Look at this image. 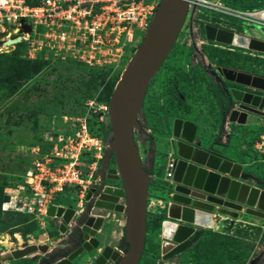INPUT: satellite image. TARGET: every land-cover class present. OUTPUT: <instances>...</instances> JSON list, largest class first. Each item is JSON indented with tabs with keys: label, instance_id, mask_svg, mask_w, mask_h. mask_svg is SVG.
<instances>
[{
	"label": "water",
	"instance_id": "1",
	"mask_svg": "<svg viewBox=\"0 0 264 264\" xmlns=\"http://www.w3.org/2000/svg\"><path fill=\"white\" fill-rule=\"evenodd\" d=\"M189 10V0H160L139 45L128 59L109 97L106 124L110 135L96 175L84 196V206L50 204L46 215L58 220L57 230L64 236L53 247L45 243L23 241L8 258L29 257L36 264H138L145 248L149 185L155 176L152 162L144 166L135 136L141 125L138 117L153 76L173 48ZM14 28H8L10 35ZM264 34V29H259ZM19 32L29 33L22 23ZM202 35L219 43L264 52V40L217 29L200 27ZM5 45L20 41L0 33ZM225 81L247 91L230 89L235 107H227L225 120L246 123L249 114L264 116V77L226 67L217 69ZM197 126L190 120L172 122L171 150L176 155L172 175L160 184L164 205L159 212V258L156 264H180L187 251L215 221L228 218L233 224L240 216L264 217V180L241 170L226 158L214 142H202ZM56 136V135H55ZM208 141V140H204ZM120 213L124 220L123 255L98 237L109 214ZM106 221V222H105ZM121 246V244H119ZM45 260V262H44ZM44 262V263H43Z\"/></svg>",
	"mask_w": 264,
	"mask_h": 264
},
{
	"label": "rangeland",
	"instance_id": "2",
	"mask_svg": "<svg viewBox=\"0 0 264 264\" xmlns=\"http://www.w3.org/2000/svg\"><path fill=\"white\" fill-rule=\"evenodd\" d=\"M253 1L256 0H222L224 4L235 7H245ZM209 16L212 23L220 21L218 14L212 13ZM201 20L202 16L198 17L189 10L172 50L147 88L138 117L141 132L139 131L140 134L135 136L145 167L149 165L151 157L154 161L162 157L161 162L166 165L171 154L169 139L175 118L193 120L198 126L196 136L203 140L217 139V133L224 125L227 111L224 95L214 89L213 82L216 84V80L209 78L204 72L201 73L200 68H197V72L192 71L191 67L196 63V58L200 65L202 58L205 67L207 63H211L213 67L244 69L246 72L264 77V53L262 56H252L248 54L249 51L233 49L222 44L215 46L214 44L219 43H212L206 39L204 41L208 44L199 45L202 39L195 34L193 39L203 53L202 57H198L199 54L193 52L191 48V38L193 31L198 32L197 29L203 22ZM230 22L224 19L222 24H226L225 27L232 26ZM250 28L253 37L264 40V34L258 32L259 28L256 26ZM143 35L144 32L141 33L140 38L137 35L134 45L124 48L123 56L119 60L110 57L101 64L57 58L55 50L48 48L39 39L38 44H41V47L37 49L39 53L36 57L41 56L46 59L44 67L24 81L23 85L11 95L5 94V89L0 87V191L2 190V193L5 194L6 189L19 184L32 161L49 151V142L53 141L55 135L71 134L77 125V119L84 115L90 120L91 133L101 135L107 128L106 138L102 137L106 143L110 135L109 125L106 124L110 97L108 93L112 85L114 88ZM35 38L37 39V36ZM123 39L122 35L120 41L122 42ZM28 46L29 43L25 41L24 47L16 48L21 57H26ZM13 48L9 45L7 50L0 53H10ZM219 79L225 87L229 85L223 77ZM262 121L264 122V118ZM262 127L245 128L247 136L259 137V132L261 130L262 133L264 132V126ZM142 130L148 132L144 133ZM245 130L241 129L242 132ZM233 131L234 128H231V134ZM252 150L255 155L259 154L264 159V153L255 151L254 147ZM82 156L80 171L86 174L88 162L85 159L90 155L85 153ZM261 165L260 170L264 177V161ZM164 173L162 172V176L159 175L158 182L163 183ZM155 183H157L156 178L149 185L145 248L138 264H156L159 258L160 239L157 237L158 229L156 231L154 228V222L161 208L156 211L153 205H149L150 198L156 196ZM69 188L68 193L56 195L57 202L71 205H75L76 201L80 202L75 188ZM121 217L120 213H112L107 218L105 223L107 234L123 233L124 220ZM249 217L251 216H245L242 221H234L233 224H230L226 218L214 228L208 229L203 240L198 244V259L205 264H264V220L249 219ZM47 222L51 224L48 225ZM52 225L51 218L37 221L29 214L0 213V240H5V244L0 243V260H6L10 251L19 247L23 241L43 242V239H37L36 236L44 232L57 238L61 237L58 231L51 230ZM110 243H115L113 237H110ZM191 260L192 257L189 259L186 255H182L179 263L191 264L189 262ZM31 261V258L8 260L9 264H31L28 263Z\"/></svg>",
	"mask_w": 264,
	"mask_h": 264
},
{
	"label": "built area",
	"instance_id": "3",
	"mask_svg": "<svg viewBox=\"0 0 264 264\" xmlns=\"http://www.w3.org/2000/svg\"><path fill=\"white\" fill-rule=\"evenodd\" d=\"M35 1L36 4L28 0H0V33L6 32L7 37L11 38L20 35V41H27L26 57L29 59H35L39 53L40 39L48 48L55 50L57 58L101 64L110 57L119 60L124 48L134 45L137 35L140 38L141 33L147 30L160 0ZM189 10L198 17L202 16L203 25L217 26L233 33L253 37L251 26L264 29V6L244 9L226 5L222 0H189ZM212 13L219 15L218 23L209 20ZM224 19L233 25L225 27L226 24H222ZM22 23L29 25V33L19 32ZM10 27L15 29L13 35L8 33ZM122 35L124 39L121 42ZM3 41L0 39V45L4 46L0 52L16 44L5 45ZM237 48L249 51L248 54L252 56H262L264 53ZM260 93L264 95V92ZM87 120V115H84L77 119L71 134L54 137L51 149L36 157L25 171L23 182L6 189L8 200L1 204V211L29 214L32 219L43 221L48 218V206L57 205L56 195L65 187L77 188L80 202L84 201L87 189L98 182L96 171L105 147L101 137L90 134ZM253 147L255 151L264 153V132ZM85 153L93 159L88 162V172L82 174L81 156ZM174 163L175 156L170 154L165 165L164 181L171 177ZM114 247L119 255L124 254L125 248L119 245Z\"/></svg>",
	"mask_w": 264,
	"mask_h": 264
},
{
	"label": "crops",
	"instance_id": "4",
	"mask_svg": "<svg viewBox=\"0 0 264 264\" xmlns=\"http://www.w3.org/2000/svg\"><path fill=\"white\" fill-rule=\"evenodd\" d=\"M258 32H261V31H258ZM190 121L194 122L193 120H190ZM263 123L264 122L262 121L261 117H259L257 115H252V114H249L247 116L246 123H244V124H237L235 122H227L225 120L224 125L221 127V129H219V131L217 133L218 134L216 137L217 139L213 138V140H208V141H204L203 139H201V140H202V142H207V143L214 142L215 147L218 150H220L221 153H223V155L226 158L231 159L234 163L241 166V170H243L247 173H251V174L255 175L257 178L264 180V177L262 175V171L260 170V169H262L261 163L264 161V159H262L259 154L255 155L253 153V150H252L253 144L259 139V137H255V136L254 137H248L247 133H246L247 130H245V128H253V129L263 128L262 127ZM261 124H262V126H261ZM231 128H234V131L232 134L230 132ZM242 128L245 130L244 132L241 131ZM197 133H198V126H197L196 134ZM261 133H262V130L259 132V136ZM171 139H172V134H171L169 140H171ZM197 139H200V138L197 137ZM102 140H103V138H102ZM103 142H104V140H103ZM157 161L158 162H156V164L154 166V170H153V174L157 180V183H155V186H156L155 195L156 196L150 198L151 200L149 202V205L150 206L153 205L154 210H156V211L158 208H161L164 205V199H163L164 193H162L163 191L161 190V187H160L161 183L158 182V179H160L159 175H161L159 168L161 167L162 162L160 160H157ZM56 203H57V205L72 206L74 208H78V207H81L80 205H82L83 201H81V202L76 201L75 205H73V204L71 205L70 203L66 204V203L57 202V201H56ZM111 214H109V216H111ZM244 218H245V216H240L239 219L235 220V221H242ZM48 219H49V217H48ZM216 219H217L216 216L213 215V220L215 221L214 226H217V224L221 222V221H217ZM223 219L225 220L226 218H223ZM249 219H260V218L256 217V216H251V217H249ZM261 219L264 220V217ZM51 220H52V222H55L56 231H58L57 230L58 220L52 219V218H51ZM47 223L49 224V222H47ZM214 226H213V228H214ZM51 230H53V229H51ZM43 234L46 236L45 243H47L50 247H53L56 244V242H58L64 236V234H61L59 232H58V234L61 237H58V238L56 236H53V235L47 233V232H44ZM98 237L102 241L101 245L108 244L111 246H118V243L121 241V239L123 237V233L122 232H116V233L114 232L112 235L107 234L106 226L104 223V225L102 226L101 230L98 233ZM110 237H113V240L115 242L114 244L110 243ZM157 237H158V239H160V237H161L159 231H157ZM36 243H44V241L43 242L38 241ZM182 255H186L187 258L190 259L189 250L182 253L181 256Z\"/></svg>",
	"mask_w": 264,
	"mask_h": 264
},
{
	"label": "trees",
	"instance_id": "5",
	"mask_svg": "<svg viewBox=\"0 0 264 264\" xmlns=\"http://www.w3.org/2000/svg\"><path fill=\"white\" fill-rule=\"evenodd\" d=\"M31 4H36L35 0H28ZM264 6V0H256L252 3L246 5L245 7H239L244 9H253V8H259ZM25 41H20L14 45L13 50L10 53H0V87L5 89V94H13L15 91H17L26 81L27 79L31 78L33 75L38 73L45 65L46 59H43L40 57H36L35 59H29L26 57H21V54L18 53L19 50L16 51L17 47H24ZM134 50V49H133ZM113 85L111 87V90L109 91L108 95L110 96L112 92ZM89 119L87 120L88 124V130L90 132L89 127ZM110 127L108 126V129ZM107 128L105 129L103 134H94L92 135L99 136L106 138L107 135ZM53 144V141L49 142V150ZM39 147V145H38ZM46 153V152H45ZM44 153V154H45ZM42 156V155H41ZM40 157V156H37ZM83 156H81L82 158ZM92 157H88L85 159V161L90 162L92 161ZM23 182V177L20 180L19 184ZM70 188L65 187L62 192L60 193H68ZM77 188H75V191ZM59 194V193H58ZM67 196V195H66ZM8 200V195L5 193H2V190L0 191V213L7 214L13 211H1V204ZM18 215H22L23 213L14 212ZM25 215V214H24ZM31 218V217H30ZM156 221L154 222V228H156V231L159 227L160 217L157 216ZM208 232V229L205 230L204 234L199 238V240L194 243L188 250H189V256L192 257V260L190 261L191 264H205L204 262H201L200 259H198V244L203 240V237ZM120 244L123 248L126 247L123 238L120 241Z\"/></svg>",
	"mask_w": 264,
	"mask_h": 264
},
{
	"label": "flooded vegetation",
	"instance_id": "6",
	"mask_svg": "<svg viewBox=\"0 0 264 264\" xmlns=\"http://www.w3.org/2000/svg\"><path fill=\"white\" fill-rule=\"evenodd\" d=\"M209 25V24H208ZM201 26H205V25H203V24H201L199 27H198V32H196V31H193V34H192V38H191V48L193 49V52H195V53H198L199 54V56L198 57H202V55H203V53H202V51H201V47H200V49L197 47V44H196V42H195V40L193 39V36H195V34H197V35H199V37L202 39V41L200 40V43H199V45H201V44H208V42H205L204 41V39H206L207 41H212V43H219V42H217V41H213V40H209V39H207L206 38V35L204 34V35H202L201 34V32H200V27ZM212 26V25H211ZM215 28H217V29H222V28H219V27H217V26H214ZM224 29V28H223ZM224 30H228V29H224ZM230 31V30H229ZM220 44H222V45H227V44H223V43H219L218 45L217 44H214L215 46H222V45H220ZM228 46H231L233 49H235V48H237L236 46H233V45H228ZM231 47H228V48H230V49H232ZM196 61V63H193V65H192V67H191V69H192V71L194 70V71H196L197 72V68L199 69L200 68V71H201V73L202 72H204V73H206L207 74V76L209 77V78H211V79H213V80H216V84H214V82H213V87H214V89L215 90H217V91H219V93H223V95H224V103H225V105H226V107H235L234 106V102H233V100H232V98H231V95H230V89H233V88H236V89H240V90H245V91H247V88L246 87H244V86H242V85H239V84H237V83H234V82H228L229 83V85L228 86H224V85H222L221 83H220V79H219V75H218V72H217V69L218 68H221L220 66H216V67H213V66H211V63H207V65H206V67H205V65L202 63V58L200 59V61H201V65L199 64L200 62H199V60L196 58L195 59ZM226 68H229V69H233V70H236V71H243V72H246L244 69H234V68H231V67H226ZM196 72H194L195 74H196ZM249 73V72H248ZM228 111V110H227ZM226 115V114H225ZM144 133H147L148 131H146V130H142ZM141 132V131H140ZM140 132H138V134H140ZM137 134V135H138ZM171 154L172 155H174L175 156V160L177 159L176 158V155L174 154V151H171ZM158 157H160V156H158ZM157 160H160V161H162V157H160V159L158 158V159H155V161H154V159H153V157H151V160H150V162H152V170H154V166H155V164H156V162H157ZM147 167H148V165H147ZM98 169V168H97ZM159 171H160V176H162V172L164 173L165 171H166V169H165V166L163 165V163H162V165H161V167L159 168ZM165 174V173H164ZM163 177H164V175H163ZM163 181H164V178H163ZM84 204H85V202L83 201V203H82V205L81 206H84ZM115 218H119V217H115ZM116 220V219H115ZM49 224H51L50 222H49ZM48 224V225H49ZM52 228L51 229H53L54 231H56V224H55V222H52ZM37 237V239H38V235L36 236ZM36 242H38V240H35V242L34 243H36ZM120 244V242L118 243V245ZM25 258H29V257H25ZM9 260V261H13L14 259H12V258H6V260ZM22 259V258H21ZM43 258H42V256L41 255H39V256H37V258L34 260V261H31V262H28V263H31V264H36V263H39L41 260H42ZM5 259L4 260H0V264H9V262H8V260L6 261ZM20 260V259H19ZM14 261H17V260H14ZM44 262H45V260H44ZM43 262V263H44Z\"/></svg>",
	"mask_w": 264,
	"mask_h": 264
},
{
	"label": "bare ground",
	"instance_id": "7",
	"mask_svg": "<svg viewBox=\"0 0 264 264\" xmlns=\"http://www.w3.org/2000/svg\"><path fill=\"white\" fill-rule=\"evenodd\" d=\"M14 32H15V30H14ZM4 44V43H3ZM3 45H0V50H2L3 49ZM18 237V236H17ZM19 238V237H18ZM0 243L1 244H5V240H0Z\"/></svg>",
	"mask_w": 264,
	"mask_h": 264
}]
</instances>
